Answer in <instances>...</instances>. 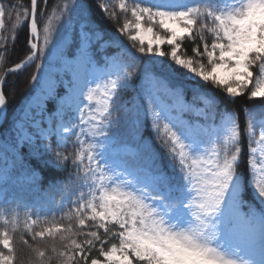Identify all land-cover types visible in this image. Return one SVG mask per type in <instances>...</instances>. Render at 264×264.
<instances>
[{
  "label": "snow or ice",
  "instance_id": "obj_1",
  "mask_svg": "<svg viewBox=\"0 0 264 264\" xmlns=\"http://www.w3.org/2000/svg\"><path fill=\"white\" fill-rule=\"evenodd\" d=\"M20 77L5 175L68 171L25 213L31 264H264V100L238 103L264 98V0H0L5 123Z\"/></svg>",
  "mask_w": 264,
  "mask_h": 264
},
{
  "label": "trees",
  "instance_id": "obj_2",
  "mask_svg": "<svg viewBox=\"0 0 264 264\" xmlns=\"http://www.w3.org/2000/svg\"><path fill=\"white\" fill-rule=\"evenodd\" d=\"M9 0H5V3H8ZM15 2V0H12ZM21 2L27 3V0H21ZM117 11H119L117 9ZM97 18L99 19L102 16V10L97 11ZM115 22L104 19V26L109 35L115 34ZM6 26H9V22L6 19ZM22 38V33H21ZM123 43L126 47L131 49L130 42L125 37H121ZM187 43V42H185ZM134 51V49H131ZM111 51V50H109ZM20 52V46L17 45L16 54ZM35 69L30 68L28 73L34 72ZM14 87L16 89L14 98L10 101L8 106V115L7 122H3L0 127V142L3 141V138L8 135L9 125L12 121L16 119V116L20 113V109L24 104V96L27 91V80L24 77L17 78L14 81ZM264 98H253L252 100L240 99L238 101L241 105H247L248 103H255L257 105V110H260L261 101ZM229 107H236V105H228ZM36 167V163L33 164ZM68 176V171H58L51 167H46L43 164H39V178L35 181H29L19 172L13 171L11 168L7 170L5 175L3 166L0 165V188L4 192V200L2 205H0V211L3 209L5 212V217L2 218L0 214V231L4 228L5 220H11L13 217L16 219V236L17 248L20 255L22 264H31V258L28 253V250L22 248L19 243V237L25 232V222L28 219L26 216V211L32 212L34 210L49 211L52 213H58V209L53 207V205L60 201L61 192L58 189V186L62 183H65V178ZM31 218H35L32 216ZM41 221L45 219V216H41ZM57 221L59 216L57 215ZM49 223H41V227H48L53 222L52 215L47 216ZM7 227L12 228L13 225L9 224ZM51 243V242H50Z\"/></svg>",
  "mask_w": 264,
  "mask_h": 264
},
{
  "label": "rangeland",
  "instance_id": "obj_3",
  "mask_svg": "<svg viewBox=\"0 0 264 264\" xmlns=\"http://www.w3.org/2000/svg\"><path fill=\"white\" fill-rule=\"evenodd\" d=\"M154 31H155V29H154ZM159 34H160V35H163V32L161 31V32H159ZM125 38H126V37H125ZM162 47H163V46H162ZM2 198H3V193L0 192V201H1Z\"/></svg>",
  "mask_w": 264,
  "mask_h": 264
},
{
  "label": "water",
  "instance_id": "obj_4",
  "mask_svg": "<svg viewBox=\"0 0 264 264\" xmlns=\"http://www.w3.org/2000/svg\"><path fill=\"white\" fill-rule=\"evenodd\" d=\"M3 121H0V125L2 124Z\"/></svg>",
  "mask_w": 264,
  "mask_h": 264
}]
</instances>
